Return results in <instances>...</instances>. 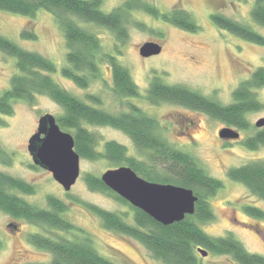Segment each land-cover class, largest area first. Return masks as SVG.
<instances>
[{
	"label": "rangeland",
	"instance_id": "obj_1",
	"mask_svg": "<svg viewBox=\"0 0 264 264\" xmlns=\"http://www.w3.org/2000/svg\"><path fill=\"white\" fill-rule=\"evenodd\" d=\"M124 1L104 0L100 9L109 12ZM143 1L155 6L160 13L185 10L199 29L194 33L187 32L159 17L133 10L125 18L126 40L121 42L106 28L78 21L84 30L93 32L99 38L101 55L115 56L128 70L138 87L139 97L122 98L114 93L106 61L99 60V76L87 88H79L63 77L61 70L67 66L63 33L54 17L44 10L37 11L32 18L0 11V35L22 49L38 53L53 62L56 71L49 74L51 78L84 103L110 113L126 112L129 104H133L153 118L161 138L188 153L210 177L223 184V188L209 200L214 219L198 223L200 229L212 237L231 234L249 253L264 257V218L251 217L243 210L244 206H252L264 212V201L227 177V170L232 167L250 161H264V147L251 151L242 145L243 140L259 130L255 123L264 118V108L249 112L245 116L248 129L238 130L203 113L169 103L150 105L144 98L154 75L164 84L179 85L220 105L232 103V92L237 85L256 68L264 67V45L243 40L217 27L211 15L220 14L248 25L264 38V28L256 25L250 17L255 0ZM22 31L34 33L35 40L21 39ZM146 42L158 44L160 53L141 57L139 48ZM16 74L15 60L0 52V95L10 88L11 79ZM255 94L264 105V87L255 90ZM94 98L99 102L90 100ZM46 114L56 119L63 114V110L45 95H35L31 101L17 100L12 104L10 115L0 113V172L30 184L34 189L31 195L14 193L27 203L42 208L47 196L61 200L67 206L63 218L87 233L97 253L114 264H165L154 258L138 241L105 229L100 219L86 207L94 206L125 216L131 224L132 211L128 206L107 194L89 190L84 182L86 174L100 177L106 170L112 169L109 162L80 158L79 177L68 192L49 172L34 167L27 145L36 133L39 118ZM83 126L97 137L98 149H102L105 142L114 141L125 146L129 157L144 160V153L121 131L108 126ZM225 127L238 132L240 139H220L218 132ZM36 232L42 230L0 211V264H47L50 254L27 241L28 235ZM74 234L69 237L77 238L73 237ZM201 249L207 254L202 256L195 251L197 264H237L229 255Z\"/></svg>",
	"mask_w": 264,
	"mask_h": 264
},
{
	"label": "trees",
	"instance_id": "obj_2",
	"mask_svg": "<svg viewBox=\"0 0 264 264\" xmlns=\"http://www.w3.org/2000/svg\"><path fill=\"white\" fill-rule=\"evenodd\" d=\"M104 0H0V11L32 18L37 11L50 13L65 41L67 66L61 74L79 88L99 76V60L106 61L110 69L113 91L118 97H139V91L128 70L113 55L100 54L99 38L84 30L78 21L106 28L118 40H126L124 21L133 10L146 12L187 32L199 29L192 16L185 10L160 13L143 0H125L109 12L100 9ZM250 17L264 28V0H255ZM213 23L243 40L264 45V38L250 26L226 18L211 15ZM23 40H35L30 31H22ZM0 52L15 60L17 74L11 79L10 88L0 95V113L10 115L17 100L31 101L35 95H45L59 105L63 114L56 118L62 131H69L74 141V151L80 158L95 161L106 160L111 167L127 166L141 178L154 183L171 184L190 189L197 197L194 213L170 225H161L139 209L110 191L100 180L90 174L84 182L93 192L107 194L132 211L131 224L125 216L94 206H86L107 230L138 241L154 258L165 264H197L196 248L220 255H229L237 264H264V257L249 253L231 234L212 237L200 229L198 223L214 219L209 200L223 188L220 180L210 177L188 153L176 149L158 133L157 122L140 108L129 104V110L110 113L93 107L61 88L49 74L56 71L55 64L42 55L27 51L0 35ZM264 87V67H258L232 92V103L220 105L216 101L179 85L164 84L158 77L150 79L145 100L150 105L169 103L203 113L227 126L247 130L245 116L264 108L255 90ZM98 103L99 99H90ZM83 124L108 126L121 131L144 153V160L127 155L125 146L107 141L98 149L97 137ZM65 131V132H66ZM68 133V132H67ZM244 148L255 151L264 147V127L242 141ZM227 177L242 184L256 198L264 201V161H250L227 170ZM33 186L0 172V211L13 219H19L39 227L42 232L29 234L27 241L51 256L47 264H114L99 255L91 239L82 229L63 218L67 206L61 200L47 196L45 207L27 203L15 193L33 194ZM15 192V193H14ZM243 210L251 217L263 219L264 212L252 206ZM44 231V232H43ZM73 233L77 238H71ZM71 235V237H69ZM80 237H79V236ZM1 248V242H0ZM33 264V263H27Z\"/></svg>",
	"mask_w": 264,
	"mask_h": 264
},
{
	"label": "water",
	"instance_id": "obj_3",
	"mask_svg": "<svg viewBox=\"0 0 264 264\" xmlns=\"http://www.w3.org/2000/svg\"><path fill=\"white\" fill-rule=\"evenodd\" d=\"M160 51L158 44L146 42L139 48V55L148 58ZM255 127L263 128L264 118L257 120ZM218 137L236 140L239 134L225 127L218 132ZM27 151L32 163L49 172L64 191L68 192L75 184L80 172V157L74 151L73 137L60 129L53 116L46 114L39 118L36 133L28 141ZM99 178L110 191L161 225L179 222L194 213L197 197L190 189L149 182L127 166L106 170ZM197 252L202 256L207 254L201 248H197Z\"/></svg>",
	"mask_w": 264,
	"mask_h": 264
},
{
	"label": "flooded vegetation",
	"instance_id": "obj_4",
	"mask_svg": "<svg viewBox=\"0 0 264 264\" xmlns=\"http://www.w3.org/2000/svg\"><path fill=\"white\" fill-rule=\"evenodd\" d=\"M238 139H240V138H238ZM28 154H29V153H28ZM30 158H31V157H30ZM33 165H34V164H33ZM34 167H37V166L34 165ZM255 208H256V207H255ZM196 251H197V248H196Z\"/></svg>",
	"mask_w": 264,
	"mask_h": 264
}]
</instances>
